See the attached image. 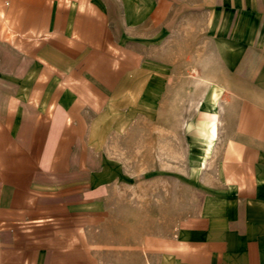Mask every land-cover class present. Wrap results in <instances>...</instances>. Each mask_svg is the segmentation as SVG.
<instances>
[{
  "label": "crops",
  "instance_id": "0c3cea01",
  "mask_svg": "<svg viewBox=\"0 0 264 264\" xmlns=\"http://www.w3.org/2000/svg\"><path fill=\"white\" fill-rule=\"evenodd\" d=\"M176 1L154 11L163 36L185 46L193 24L199 49L203 23L225 41L219 190L171 233L146 232L143 264H264V0ZM115 17L100 0H0V264H104L112 133L98 121L147 85ZM256 42L247 59L229 51Z\"/></svg>",
  "mask_w": 264,
  "mask_h": 264
},
{
  "label": "rangeland",
  "instance_id": "374dc122",
  "mask_svg": "<svg viewBox=\"0 0 264 264\" xmlns=\"http://www.w3.org/2000/svg\"><path fill=\"white\" fill-rule=\"evenodd\" d=\"M100 1L115 10L116 45L136 55L142 68L138 78L147 85L129 109L98 121L112 133L113 175L104 201V244L99 246L104 247V264H143L139 244L146 232L171 233L210 192L219 190L222 112L231 94L225 71L217 70L224 67L225 41L207 43L203 23L194 25L195 31L201 29L199 49H193V24L185 46L176 33L163 36L161 24L152 20L161 5L167 9L164 0ZM174 2L169 0V10ZM258 43L243 49L237 44L229 51L239 47L235 57L240 61ZM194 66L200 73L190 71Z\"/></svg>",
  "mask_w": 264,
  "mask_h": 264
}]
</instances>
